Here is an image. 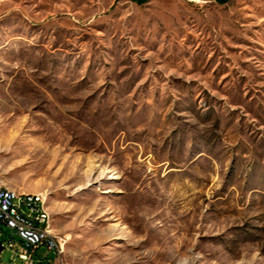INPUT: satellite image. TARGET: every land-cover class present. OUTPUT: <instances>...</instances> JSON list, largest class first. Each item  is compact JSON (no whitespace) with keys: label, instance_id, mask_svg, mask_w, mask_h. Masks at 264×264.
Listing matches in <instances>:
<instances>
[{"label":"rangeland","instance_id":"1","mask_svg":"<svg viewBox=\"0 0 264 264\" xmlns=\"http://www.w3.org/2000/svg\"><path fill=\"white\" fill-rule=\"evenodd\" d=\"M0 187L46 264H264V0H0Z\"/></svg>","mask_w":264,"mask_h":264},{"label":"built area","instance_id":"2","mask_svg":"<svg viewBox=\"0 0 264 264\" xmlns=\"http://www.w3.org/2000/svg\"><path fill=\"white\" fill-rule=\"evenodd\" d=\"M41 197L6 195L0 187V231L9 230L8 238L0 241L18 257L11 264H42L64 252L67 237L47 230V216L40 211Z\"/></svg>","mask_w":264,"mask_h":264},{"label":"bare ground","instance_id":"3","mask_svg":"<svg viewBox=\"0 0 264 264\" xmlns=\"http://www.w3.org/2000/svg\"><path fill=\"white\" fill-rule=\"evenodd\" d=\"M4 192L6 195H14V196H28L29 198H37L39 196H42L40 199V211L44 213L47 216V230L50 232H55V234H59L53 227V222H52V215L49 210V207L47 205V198L48 195L45 192H21L16 189H10V188H4ZM66 241H64V251H65V246H66Z\"/></svg>","mask_w":264,"mask_h":264},{"label":"crops","instance_id":"4","mask_svg":"<svg viewBox=\"0 0 264 264\" xmlns=\"http://www.w3.org/2000/svg\"><path fill=\"white\" fill-rule=\"evenodd\" d=\"M14 261H18V260H14ZM14 261H10L9 263H5V262H3V261L1 260V258H0V264H11V263L14 262ZM48 262H50V259L45 260L42 264H46V263H48Z\"/></svg>","mask_w":264,"mask_h":264},{"label":"trees","instance_id":"5","mask_svg":"<svg viewBox=\"0 0 264 264\" xmlns=\"http://www.w3.org/2000/svg\"><path fill=\"white\" fill-rule=\"evenodd\" d=\"M136 2H138V3H145V2H147V0H135ZM223 1H227V0H223Z\"/></svg>","mask_w":264,"mask_h":264},{"label":"water","instance_id":"6","mask_svg":"<svg viewBox=\"0 0 264 264\" xmlns=\"http://www.w3.org/2000/svg\"><path fill=\"white\" fill-rule=\"evenodd\" d=\"M4 250V247L2 246V243L0 241V252H2Z\"/></svg>","mask_w":264,"mask_h":264}]
</instances>
